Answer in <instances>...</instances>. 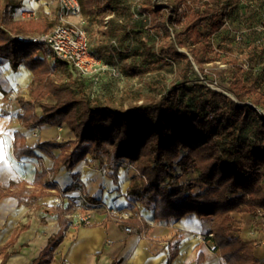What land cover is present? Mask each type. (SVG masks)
<instances>
[{
	"label": "trees",
	"instance_id": "16d2710c",
	"mask_svg": "<svg viewBox=\"0 0 264 264\" xmlns=\"http://www.w3.org/2000/svg\"><path fill=\"white\" fill-rule=\"evenodd\" d=\"M242 1L170 0V5L156 7L152 0H79L86 26L96 27L100 36L95 42L89 38L94 53L105 63L118 61L126 76L181 63L193 70V62L203 70L218 58L225 66L212 80L218 79L224 92L194 82L162 94L158 102L127 107L110 98L92 99L86 91L90 82L74 67L48 59L38 44L18 38L51 32L58 23L57 9L55 15L15 20L21 1L3 0L0 58L15 71L25 66L33 74L32 99L20 101L22 124L27 128L65 124L75 136L61 144L30 148L17 132L16 159H37L36 149L53 158L52 150L60 147L55 168L64 165L70 172L88 155L100 162L105 157L116 164L127 160L136 164L137 172L128 196L152 210L156 220L195 214L210 221L207 233L213 234L211 242L224 264H264L256 257L255 242L235 235L233 217L264 215V33L254 30L258 17ZM138 11L148 15L146 20L134 19ZM226 21L230 26L225 27ZM245 27L249 32L236 42L234 32ZM133 60H142V66ZM48 98L54 102H42ZM50 172L55 174V169L43 168L36 174L35 190L24 181L12 183V190L20 188L19 196L27 193L29 199L44 195L38 192L42 188L58 190L48 179ZM8 194L0 188V199ZM70 210H58L60 232L70 228L65 218ZM173 258L174 254L168 264ZM40 260L35 264H42ZM197 264H203L202 255Z\"/></svg>",
	"mask_w": 264,
	"mask_h": 264
},
{
	"label": "crops",
	"instance_id": "0c3cea01",
	"mask_svg": "<svg viewBox=\"0 0 264 264\" xmlns=\"http://www.w3.org/2000/svg\"><path fill=\"white\" fill-rule=\"evenodd\" d=\"M19 1L22 6L14 13L15 20H27L22 17L24 11L39 9L50 13V4L40 8L37 0ZM32 82L33 74L25 66L15 71L7 60L0 58L1 101L21 89H30L32 99ZM20 101L21 111L16 117L0 116V188L9 193L0 199V264H35L39 259L42 264H168L173 254L171 264H197L200 255L203 264H222L213 243L205 244L196 238L205 228L209 229L207 219L190 214L180 220L159 221L152 210L131 201L128 196L130 175L124 164L113 163L106 157L100 162L88 155L70 172L64 165L55 168V159L62 153L60 147L52 150L53 158L36 149L37 159L17 160L13 149L17 132L24 136L30 148L75 139L65 124H44L35 137L32 128L25 127L20 120L24 114ZM42 102L53 103L54 100L48 98ZM38 112L40 116L41 108ZM107 164L111 166L109 172L103 171ZM43 168L55 169L58 190L41 187L38 192L44 195L31 199L27 193L20 197V188L12 190V183L22 181L27 183L28 189L35 190L36 174ZM61 192L66 193L64 199L71 210L79 207L82 194L87 195L93 206L82 207L92 212L90 226L60 232L62 225L56 198ZM128 209L135 213L128 224L132 232L108 218L110 210ZM51 220L57 224L56 230H52L55 225ZM241 235L243 238L244 234ZM256 257L264 263V253L257 248Z\"/></svg>",
	"mask_w": 264,
	"mask_h": 264
},
{
	"label": "rangeland",
	"instance_id": "374dc122",
	"mask_svg": "<svg viewBox=\"0 0 264 264\" xmlns=\"http://www.w3.org/2000/svg\"><path fill=\"white\" fill-rule=\"evenodd\" d=\"M152 2L156 7H161V6L166 7L171 4L170 0H152ZM2 3L3 0H0V7ZM49 8H50V14L52 13L53 15H55V11L57 9L56 3H51ZM40 11L38 12L39 15L46 14L45 11L43 10L41 12ZM164 13L166 15L168 13L167 10H165ZM71 20L73 23H78L80 21H83L85 23L84 26H86L85 18L81 15L78 17H73ZM86 29L89 38L92 42L94 40L99 41L100 36L99 34H97L98 29L96 27L86 26ZM151 39L153 40V43L156 44V47L160 46L158 39H156L155 36L152 35ZM179 51L186 53L185 49H179ZM133 62L138 67L142 66L143 63L142 60H137V61L133 60ZM160 64L162 65V63ZM220 64L221 62L220 59L218 58L215 62L204 65L203 70L194 62H193V70L188 69L185 66V64L182 63L172 64L171 66H163V67L159 66L162 68L154 72L145 73L142 76L135 75L130 77L123 74V77L121 79H111V78L102 79L97 84H94L89 79H85L86 82L87 81L90 82V84L87 83L88 86L86 91H87V95H90L91 98L94 100L98 97L101 98L102 100L110 98L108 100H112L115 103L116 102L123 103L127 107L132 104L141 105L143 103H151V102L155 103L161 99L162 94L172 91L177 87L189 86L192 85L194 82L197 83L203 82L206 83L207 85L208 84L211 85L212 83L215 82V80L214 81L212 80L217 76V72L225 68L224 65H220ZM207 75L209 76L208 80L205 79ZM216 82L221 90L225 89L224 86L220 84V81L218 79H216ZM262 89L264 91V83ZM216 91H219V89ZM29 92L30 89L28 90L21 89L9 93L7 96H5L4 100L2 101L0 100V116L11 115L12 117H16L17 113L21 111L18 101L20 100H24L26 102L31 101ZM39 110L40 108L36 107L35 109V111H37L36 113H39L38 112ZM261 111L264 114V109H261ZM38 136L39 135H37V137ZM105 159H107V157ZM121 164H124L128 169L130 175V182H131V179L137 175L136 164L129 163L127 160L122 161ZM104 168L107 172L111 170L110 165H108V167L105 166ZM191 177L192 176L183 177L182 181H185L188 178L190 179ZM131 201H134V203L137 202L132 198ZM73 209L79 210L81 213H85V209H83V207L81 206L79 207L77 206V208L75 207ZM233 217L235 219V225H236L235 235L240 236L242 238L241 234H244L243 239L245 241L252 240L250 242H255V246L258 250H260V253H262V251L264 253V215H259L257 217L252 218L248 214H233ZM207 224L209 225L210 228L209 220L207 221ZM54 225L55 226L52 227V230H56L57 224L54 223ZM205 229L206 231H204V233H207L209 229L208 228ZM220 261L222 262V260ZM222 264L224 263L222 262Z\"/></svg>",
	"mask_w": 264,
	"mask_h": 264
},
{
	"label": "built area",
	"instance_id": "2783aa9c",
	"mask_svg": "<svg viewBox=\"0 0 264 264\" xmlns=\"http://www.w3.org/2000/svg\"><path fill=\"white\" fill-rule=\"evenodd\" d=\"M243 4L246 6V10L249 13L253 12L258 17V22L254 26V30L258 33H264V0H243ZM39 7L48 6V4L56 3L58 10V23L49 33L37 35V36H18L20 40L30 41L38 44L41 47V51L45 53L48 59L53 57L69 63L74 67L78 73L85 79H89L94 84H97L102 79H121L123 77L121 65L118 61L113 64L105 63L98 58L94 53L88 34L84 29V22L73 23L72 18L81 15V5L79 0H37ZM38 7V8H39ZM140 6L138 9L140 11ZM139 11L134 14V19L148 17L147 14H139ZM39 9L32 11H24L22 13L23 19H35L39 16ZM146 20V19H145ZM230 26L228 21L225 23V27ZM249 32L246 27L241 31H235L236 42H241L245 33ZM264 41V40H261ZM133 42L131 41V44ZM111 46L116 48L117 42L111 41ZM131 49V48H129ZM244 68H248L245 64ZM215 84V85H214ZM208 86L214 90H221L217 82L215 81ZM221 92H224L221 90ZM33 135L37 137L40 134V127L32 128ZM108 167V165H105ZM105 172H107L104 168ZM48 179L51 182H55V174L50 172ZM65 192L59 193L56 198V206L60 209H67V203L65 202ZM79 206L91 207L92 203L87 199L86 194L81 196V204ZM135 214L133 210L124 211H108V218L115 223L126 226L127 232H132V228L128 226V221L134 218ZM65 218L70 222V228L79 229L82 227H88L92 224V215L89 208H86L85 213H81L79 210H70L65 213ZM213 234L199 233L196 238L202 243H210L212 241Z\"/></svg>",
	"mask_w": 264,
	"mask_h": 264
}]
</instances>
